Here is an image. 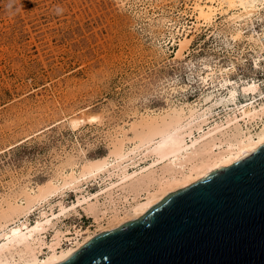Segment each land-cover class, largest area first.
<instances>
[{
	"label": "rangeland",
	"instance_id": "rangeland-1",
	"mask_svg": "<svg viewBox=\"0 0 264 264\" xmlns=\"http://www.w3.org/2000/svg\"><path fill=\"white\" fill-rule=\"evenodd\" d=\"M193 2L0 0V212L7 200L23 196V189L58 178L63 166L78 168L86 158L107 155L116 139L132 147L129 139L138 133L135 125L142 116L201 104L218 83L202 82L206 62L227 68L223 75L238 93L251 85L249 97L264 96V39L259 42L264 4L246 21H234L232 14L240 9L224 3L214 21L203 23ZM238 28L243 36L234 39ZM180 33L191 39L177 58ZM226 111L215 108L204 128L224 121ZM143 158L138 166L150 161ZM101 185V177L83 181L81 194ZM77 195L68 188L50 203L57 210L59 200L70 205ZM40 208L49 211L48 204L34 208L29 222L39 217ZM62 219L61 228L68 227L72 237L97 225L82 210Z\"/></svg>",
	"mask_w": 264,
	"mask_h": 264
},
{
	"label": "bare ground",
	"instance_id": "bare-ground-1",
	"mask_svg": "<svg viewBox=\"0 0 264 264\" xmlns=\"http://www.w3.org/2000/svg\"><path fill=\"white\" fill-rule=\"evenodd\" d=\"M193 3L198 22L210 23L224 3L240 9L232 14L234 21L241 18L246 21L248 16L258 13L264 0H194ZM242 36L241 28L232 33L234 39ZM190 39L188 34L180 33L175 57L183 56ZM204 67L200 78L204 84L218 81L213 86L218 97L212 91L204 94L201 104L188 102L170 106L162 114H146L135 125L138 133L129 139L132 147H125L124 138L116 139L107 155L86 158L78 168L72 164L67 170L69 167L63 166L58 178L38 183L35 188L26 187L23 196L7 200L0 212V264H60L99 233L137 219L170 192L192 184L220 166H229L263 144L264 96L254 101L248 95L247 90L252 88L248 85L240 97L236 85L228 75H223L227 68L216 69L208 62ZM209 101L210 104L203 105ZM215 108L227 110L225 120L215 121L205 129ZM257 121L258 127L253 128ZM137 155L140 157L136 158ZM149 156L147 164L138 166L140 159ZM98 177L103 185L96 191L81 194L83 181ZM68 188L77 192L76 201L66 205L59 200L58 209L54 210L50 198L56 194L63 196ZM43 204H48L49 211L40 208L39 217L29 222L30 211ZM79 210L94 217L96 228H88L79 236H68L69 228L60 226L62 217ZM49 231L50 238L46 239ZM6 252L11 257L5 256Z\"/></svg>",
	"mask_w": 264,
	"mask_h": 264
},
{
	"label": "water",
	"instance_id": "water-1",
	"mask_svg": "<svg viewBox=\"0 0 264 264\" xmlns=\"http://www.w3.org/2000/svg\"><path fill=\"white\" fill-rule=\"evenodd\" d=\"M60 264H264V143Z\"/></svg>",
	"mask_w": 264,
	"mask_h": 264
}]
</instances>
